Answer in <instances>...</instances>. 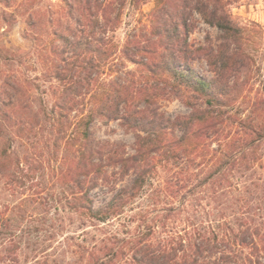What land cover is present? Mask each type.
Wrapping results in <instances>:
<instances>
[{"label":"trees","instance_id":"trees-1","mask_svg":"<svg viewBox=\"0 0 264 264\" xmlns=\"http://www.w3.org/2000/svg\"><path fill=\"white\" fill-rule=\"evenodd\" d=\"M63 1L67 4L65 20L56 19L52 32L58 41L53 51L61 65H55L50 73L63 87L49 117L54 122L66 121L69 109L77 101L74 92L83 89L85 93L89 86L96 85L103 90L102 94L97 92L96 105L76 119L82 125L78 133L83 148L91 141L89 125L95 114L107 120L119 119L126 127L143 132L137 136L135 153L129 158L140 164L130 183L119 187L94 211L89 186L80 180L72 192L73 198L77 196L74 207L101 222L119 217L124 205L144 191L147 178L156 171L157 158L151 153L162 149L159 156L165 157L166 162L170 158L180 159L182 154L198 153L208 140H216L217 148L210 150L207 162L200 165L206 169H201L202 177L186 170L189 173L184 176L186 179L178 178L175 182L169 179L167 185L155 189L163 194V204L137 218L146 222L144 232L138 230L135 238L131 236L124 242L131 253L130 262L261 264L257 257L264 249V173L257 177L260 186L251 183L259 194L252 196L257 212L252 214L256 219L250 218L254 227L250 234L243 229L245 219L240 213L243 189L237 178L235 183L231 180L242 167L254 172L243 161L260 160L263 156L259 151L264 145V119L259 121L256 116L246 120L233 112L238 84L251 58L241 45L248 28L233 21L231 0H159L151 11L148 32L127 39L118 50L120 56L139 70L138 74L136 68L121 70L118 66L121 62L114 58L117 46L113 32L119 13L114 11L110 0ZM194 14L220 30L218 43L209 42L200 48L191 45L188 34L196 23ZM32 18L30 14V23ZM77 32L81 36L76 39ZM197 49L204 51L206 63L214 73L210 79L196 74L190 63ZM69 64L76 66L67 68ZM20 85V78L10 74L0 83V140L1 128L24 127V120L14 112ZM170 93L184 97L191 108L186 116L166 117L153 107L157 99ZM199 101L202 107H196ZM176 130L180 132L177 137H162ZM9 145L0 144V174L10 169ZM96 151V148L84 150L82 156L90 157ZM260 168H264L263 163ZM170 219L186 224L179 229L163 230L165 236H161L162 232L153 235L158 223L166 227ZM115 254L112 252L111 256Z\"/></svg>","mask_w":264,"mask_h":264},{"label":"rangeland","instance_id":"rangeland-1","mask_svg":"<svg viewBox=\"0 0 264 264\" xmlns=\"http://www.w3.org/2000/svg\"><path fill=\"white\" fill-rule=\"evenodd\" d=\"M110 1L119 13L113 32L117 46L114 58L121 62L118 65L121 70H134L136 67L120 56L118 50L127 39L148 32L151 11L159 0ZM66 6L63 0H0V83L9 74L20 78L14 112L25 122L24 127L1 128L0 144H10V169L0 174V264H133L124 242L135 238L138 230L143 231L146 221L137 219L140 214L163 204V194L155 189L167 185L169 179L175 182L185 178L189 174L186 170L202 177L201 169H206L200 165L207 162L210 150L217 148L218 141L208 140L198 153L182 154L180 159L170 158L166 162L165 157L159 156L162 149L152 151L157 158L156 171L147 178L144 191L124 205L119 217L101 222L76 209L77 196L73 198L72 192L80 180L89 186L88 196L94 211L119 187L130 183L140 164L129 158L135 153L137 136L143 132L126 127L119 119L107 120L95 114L89 125L91 141L84 149L78 133L82 125L76 119L96 105L97 92L103 91L96 85L89 86L85 93L83 89L74 92L77 101L69 109L66 121L54 122L49 117L63 87L62 82L50 75L55 65H61L53 51L58 41L52 32L56 19L65 20ZM230 12L236 24L248 28L241 45L251 58L246 74L239 81L233 112L237 111L246 120L257 116L260 121L264 119V0H231ZM194 18L195 26L188 34L194 48L220 41L218 28L203 22L197 14ZM80 36L77 32L75 37ZM190 63L199 76L206 79L214 76L203 50L197 49ZM75 66L69 64L67 68ZM125 77L132 79L127 74ZM184 100L183 96L170 93L157 99L153 107L166 117H182L191 110ZM199 103L196 107H202ZM179 134L176 130L162 137L171 139ZM262 147L260 160L243 161L254 172L242 167L231 178L234 183L237 178L243 189L240 213L245 219L243 229L249 234L254 231L250 218L256 219L252 214L257 212L252 196L259 194V189L251 183L260 186L257 177L264 173V168H260L264 165ZM91 148L97 151L90 157L82 156V151L89 152ZM188 148L192 149L191 145ZM90 165L93 167L89 170ZM185 224L173 219L166 222V227L158 223L153 235ZM161 236H165L163 232ZM246 251L251 250L246 248ZM263 251L257 257L261 264H264ZM112 252L116 253L114 257Z\"/></svg>","mask_w":264,"mask_h":264}]
</instances>
